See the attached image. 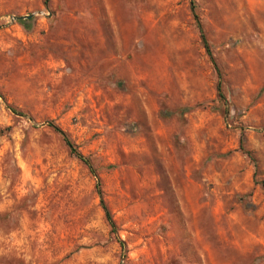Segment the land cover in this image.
Returning a JSON list of instances; mask_svg holds the SVG:
<instances>
[{"label":"rangeland","instance_id":"obj_1","mask_svg":"<svg viewBox=\"0 0 264 264\" xmlns=\"http://www.w3.org/2000/svg\"><path fill=\"white\" fill-rule=\"evenodd\" d=\"M0 129V264H264V0H0Z\"/></svg>","mask_w":264,"mask_h":264},{"label":"trees","instance_id":"obj_2","mask_svg":"<svg viewBox=\"0 0 264 264\" xmlns=\"http://www.w3.org/2000/svg\"><path fill=\"white\" fill-rule=\"evenodd\" d=\"M43 3H44V5H45L46 7L49 6V0H43ZM191 4H192V6H193L194 3L191 2ZM194 17H195V19H196V23H197V27H198L199 35H200V38H201V40H202V43H203V45H204V47H205V49H206V52H207L208 56L210 57L212 63L216 66L215 61H214V59H213V57H212V55H211L210 49H209V45H208V42H207V39H206L205 32L203 31V29H202V27H201V25H200V23H199L198 17H197V15H196L195 13H194ZM17 20H18V22H19L23 27H27V23H29V22L32 20V18H19V19H17ZM217 90H218V91L220 90V82H219L218 85H217ZM9 108H10V110H11L14 114H16V115H22V113H21L22 111H19L18 109L14 108V107H9ZM188 108H189V107L182 106L180 110H181V112H183L185 109H188ZM51 127L53 128V130H54L55 132H57V133L62 137L63 141H64L65 144L68 146L70 152H71L72 154H74V155H75V156H76L81 162H83V163H84V164L90 169V171L92 172V174H93L94 176H96V172H95V170H94V168H93V165H92L91 161H90L88 158L84 157V156H83V155L77 150V148H76L74 142L70 139V137H69V136H68V135H67L62 129H60V127H58L57 125L51 123ZM2 132H3V131L0 129V134H1ZM262 188L264 189V184H263V183H262ZM96 191H97V193H98V195H99V198H100L99 203H100L101 208L103 209V212H104L105 218H106L108 224L110 225V227H111L113 230H115V222H114V220H113V218H112V214H111V212H110V210H109L107 204L105 203V201H104V199H103L102 190H101V187H100V181H99L98 177H96Z\"/></svg>","mask_w":264,"mask_h":264},{"label":"water","instance_id":"obj_3","mask_svg":"<svg viewBox=\"0 0 264 264\" xmlns=\"http://www.w3.org/2000/svg\"><path fill=\"white\" fill-rule=\"evenodd\" d=\"M32 16H33L32 14L27 15V16H25V17L14 16V19H19V18H30V17H32Z\"/></svg>","mask_w":264,"mask_h":264}]
</instances>
